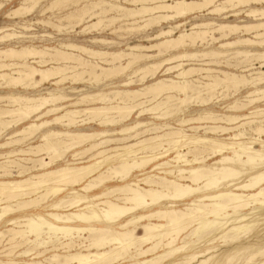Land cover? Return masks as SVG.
Returning a JSON list of instances; mask_svg holds the SVG:
<instances>
[{"label":"bare ground","instance_id":"obj_1","mask_svg":"<svg viewBox=\"0 0 264 264\" xmlns=\"http://www.w3.org/2000/svg\"><path fill=\"white\" fill-rule=\"evenodd\" d=\"M7 1L0 0V9ZM20 1L5 16L24 18L45 0ZM83 1L50 0L45 10L75 7L63 19L77 18L78 24L84 17H95L88 28L124 20L130 21L125 23L130 25L127 30H145L151 24L201 12L222 16L223 20L243 12L255 23L207 21L175 35V30L186 23L175 22L147 38L153 43L117 51L73 44L18 49L5 44L7 47L0 48V89L21 86L33 92L46 83L58 88L67 79L97 84L126 76L118 83L123 90L112 86L106 92L88 94L82 93L85 89L71 88L70 92L77 94L75 98L63 92L0 96V132L21 126L0 148L29 139L39 131L37 145L11 147L0 154V243L9 244L0 250V259L1 255L8 257L0 264H17L2 252L23 241L30 247L19 254L42 258L29 259L25 264H164L167 259H171L168 264H206L204 256L212 248L205 244L215 240H221L224 246L239 245L234 253L246 252L242 264H254L258 259L259 264L264 259V243L244 246L241 241L249 237L252 226L264 221V109L257 106L264 104V0H124L134 8L124 7L117 0H99L78 7ZM104 4L110 9L101 10ZM240 6L247 9L243 11ZM107 11L115 15L106 16ZM8 30L0 28V44L16 36ZM243 33L251 36L243 37ZM237 34L240 36L226 39ZM101 42L105 46L114 43ZM213 43L218 44L216 49L186 50ZM157 57L161 58L155 60ZM88 58L106 66L93 64ZM198 58L215 64L221 59H238L231 67L243 65L239 73L212 69L210 65L200 68L209 79L203 83L193 78L198 68H184L187 59ZM122 60L124 65L120 64ZM160 68H164L163 74L175 72V79L154 78L133 88L147 76L153 78ZM240 88L250 90L243 101L235 98L228 104L229 114L220 117L211 109H202L196 116L175 119L177 128L167 123L170 120L159 124L138 120L145 113L161 119L182 111V106L190 102L205 106L218 93L234 96ZM174 93L179 95L177 99L171 97ZM245 110L247 113L241 114ZM132 114L136 120L124 124ZM44 116L51 118L42 119ZM87 122L102 129L84 132L79 127ZM117 125L119 129L114 128ZM199 129H203L202 135ZM113 142L121 143L110 147ZM173 152L172 162L177 165L162 160ZM66 154L71 160L56 165ZM29 162L31 166H26ZM179 202L182 209L177 208ZM199 243L203 244L194 247ZM40 248L44 250L35 252Z\"/></svg>","mask_w":264,"mask_h":264},{"label":"rangeland","instance_id":"obj_2","mask_svg":"<svg viewBox=\"0 0 264 264\" xmlns=\"http://www.w3.org/2000/svg\"><path fill=\"white\" fill-rule=\"evenodd\" d=\"M49 1L50 0H45V1L41 2L37 6L38 8L37 7L35 8V10H34L35 13H33L34 12L33 11L32 13H30L27 16H25L24 18H22V17L8 18L7 16H5L11 10L16 9L19 6L20 2H21L20 0H11V1L9 0V1H7L5 3V5L3 7H1V9H0V28L1 27H7V28L10 29V30L7 31V33H14L16 36L13 39H11V41L9 40L8 42L4 43V45L3 44H0V48L7 47L8 45L9 46H13L14 45V48H17L18 49V48L24 47V46H35V47L41 48L42 46H47V47H56V46H58L59 47V44H73V45L82 46V47H85V48H88V49H91V50L117 51V50H125L127 46L135 45V44L149 45V44L153 43L154 41H148L147 38H150V37L156 35L162 29L163 30H167L170 26H173L174 24H176L178 22H186V23H185L184 26H182V28L180 27L179 29H176L175 30V35H177L179 33V31L182 30V29H186V30L189 29L192 24L201 23V22H207V21H214L217 24L218 23H221V22H227L228 21L230 23H237L239 25L240 24L255 23V22L251 21L250 19L246 18L244 16V13L243 12H241V14L238 17H236V18L235 17H228L227 19H224V20L222 19V16H219V15H216V14H210V15H207L206 16L205 12H201V13H195V14L189 15L190 17L187 16L186 18H181V19H176V20H173V21L163 22L161 24L159 23L158 25L157 24H151V25L146 26L145 27V30H144V28H140L141 30L140 29H128V30H130V31H128L125 28L127 26L130 27V25H126V24H129L130 21H124V20H122L121 22H120V20H116V21H114V22H112L110 24L107 23V22H102L104 25L101 23L99 26H97L95 28H88L87 26H89V24H91V23H93V22L96 21V18L95 17L90 18L91 21H90L89 18L84 17V19L81 20L83 23L82 22L81 23L79 22L78 24H76L78 22V19L77 18L75 20H74V18H71V20H67L66 21V19H63L65 17V14H67L70 11H72L73 8H75V7L70 6L69 7L70 10H68L67 8L66 9H63V8L62 9H57L56 8L54 10L53 9L52 10L46 9L47 10L46 11L45 8L47 6H49ZM98 1L99 0H85L83 2H80L79 3L80 5L78 4L77 6L78 7H81V6L84 5V3L87 6H91L93 3H96ZM108 2L109 3H116L117 2V3L121 4L124 7L134 8L133 5L131 6V4H129L128 2H126L124 0H117L116 2L113 1V0H108ZM128 5H130V6H128ZM110 7H111L110 5L107 6V4H104V5L101 6V10H109ZM257 7H259V6H257ZM238 8L241 9V10H243V11L247 9V7H243V6H240ZM98 11H100V7H98ZM105 15L106 16L115 15V12L114 11H107V13H105ZM59 21H61V22H59ZM239 22H241V23H239ZM123 23L124 24L126 23V24L124 25ZM137 23L140 24V25H142L143 22H142V20H140V21L138 20ZM58 24L59 25H63V27H61L60 29L56 28V25H58ZM109 25L110 26L112 25V26L110 27ZM119 25H121L120 26L121 29H119ZM29 28H31V29H29ZM56 29H58V31H56ZM59 30H61V32ZM114 30H116V32H114ZM121 30L123 32H121ZM81 31H83V32L80 33ZM67 32H69V33H67ZM133 33H135V34L133 35ZM141 33H142V35H141ZM23 36H25V37H23ZM237 36H240V34L239 35L238 34L237 35H232V36L230 35L226 39L232 40V39L236 38ZM244 36L245 37H250L251 35L244 34L243 37ZM121 37H122V39H121ZM16 38H18V39H16ZM104 40L105 41L114 42L115 44L113 43L111 45H106L105 46L101 42V41H104ZM99 42H100V44H99ZM5 44L7 46H5ZM217 45L218 44L213 43L211 45H208L209 46L208 47L206 45L198 44L196 46V48H192L190 50L186 48V50L193 52V51H197V50H208V48L216 49ZM153 52L152 51H149V53H153ZM82 57L84 58L85 56L82 55ZM159 58H161V57H157V58H155V60L156 59H159ZM88 60L90 62L93 61L92 62L93 64L97 63V65H99V66H106V63H104V62H101L100 63V60H98V59H96V60L91 59L90 60L88 58ZM219 61L221 63L215 64V63H210L209 60L203 59V58H201V59H199V58L198 59H187V61H185V64H187V65L184 68L185 69L190 68V67H193L194 69H197L198 68L195 71L197 74L194 73L193 78L199 79V80H197L199 82L201 81L203 83H206V82L209 81V79L207 77V74L204 71H200V68H205V67H208L210 65L209 67L212 68V69L221 70V71L224 70V72L239 73V67L243 65V64H240L236 68H232L231 65L234 64V61H235L234 59L229 60V61H226L225 60L226 62L224 61V59H221ZM231 61H233V62H231ZM47 64H48L47 66L51 65L50 62L47 63ZM120 64H123L124 65L125 64V60H122V62L120 61ZM33 65L35 66V64H33ZM188 65H190V66H188ZM256 65H258V64H256ZM163 70H164V68L158 69V71L155 72L153 78L147 76L143 80V82L134 83L132 85L133 88H139V87L142 86V84L149 83L151 81V79L153 80L154 78H158V79L174 78L175 72L174 73H170V74H163ZM200 72H203V73H200ZM85 78H87V77H85ZM125 79H126V76L123 75L121 78H117L116 80H114V79H112V80L111 79L110 80L108 79L107 80L106 79L104 81H101V83L99 82L97 84L91 83V82H88V81L79 82V83H73L72 81H70V80L67 79V80L63 81L62 84L59 85L58 88H56L54 85H51L49 83H46V85H43V86L37 88V90L35 89L33 92H32V90H30V89H24L21 86H17L16 88L0 89V96L7 95L8 93L9 94L13 93V94H16V95L38 96V95L47 94L49 92H51V93H60V92H63L64 94H66L68 96H71L72 98H75L77 96V94L71 93L70 92L71 88H82V89H85L82 93H88V94H94V93H97L98 91H105L106 92V91L112 89V86H116L115 88L120 89V90H123V87L119 86L118 83H119V81L125 80ZM64 82H66V83L64 84ZM90 84H91L92 87L89 86ZM132 86H130V87L132 88ZM249 90H250L249 88H242L241 90H239L238 92H236L234 96H232V94H231V95H228V96H225V97L223 95L224 93H221V94L218 93L216 95L217 97L214 96L213 99H211L210 103L208 105H205V106H198V105H196V103H191V102H190V104L189 103H186V104H184L182 106L183 108L181 107L182 109L180 108L182 111L176 112V113L174 112V114H169L168 116H170V117L165 116V117H163L161 119H154L152 114L145 113L138 120H140V121L141 120L142 121H146L148 123H156V124L163 123L165 121L167 122L168 120H170L167 123L171 127L177 128L175 119H177V118H183V117L190 118L191 116H196L197 114L203 112L202 109H209V110L211 109L215 114H217L220 117V116L225 115L226 113L229 114V111L227 112V105L228 104L229 105L232 104L233 101L235 100V98L236 99H239V101H243V99H244L243 97H245L247 95V92ZM16 91H18V92H16ZM20 92H22V93H20ZM24 92H25V94H24ZM178 96L179 95H177V94L174 93V94H172L171 97L172 98L174 97L175 99H177ZM229 96H231V97H229ZM226 97H227V99H226ZM165 98L166 97L163 96V99H165ZM223 98H225V99H223ZM165 100H167V99H165ZM154 104L155 103L151 104L150 106H153ZM263 105H264L263 102L257 103V106L258 107L264 109V106ZM185 106H186V108H185ZM210 106H212V107H210ZM183 110H185V111H183ZM171 111L172 110H169L168 112H171ZM246 113H247L246 110L241 112V114H246ZM50 118H51V116H48V117L44 116V117H42V119H50ZM134 120H136L135 119V114H132L131 117L128 120L124 121L123 123L124 124H127V123L130 124ZM25 122L26 123L30 122V119L27 120V121H25ZM25 122H24V124H26ZM217 124H221V123H217ZM205 125L208 126V125H212V124L211 123L210 124L207 123ZM222 125H223V123H222ZM53 126H54L53 128H55L57 130H62V127L59 126V125H53ZM127 126H129V125H127ZM20 127L21 126H18L16 128L15 127H11L9 129H7V131L6 130L1 131L0 132L1 133L0 134V144L1 143H4L6 141H10V140H7L9 138V136H11L12 133L15 132L16 130H18ZM79 128L82 131H84V132L85 131L91 132V131H97V130H101L102 129L101 127L98 128V125H96V123H91V122L90 123L87 122V124L82 125ZM114 128L115 129H119V126L117 125ZM114 128H109V129H114ZM199 130L197 131L198 134L202 135L203 134V129H199ZM38 132L39 131L34 132L33 136L31 135V137H29L30 140L29 139H26V140L20 141L19 143H15L16 145L14 144V145L8 146L9 148L8 147L0 148V154L4 153L6 151H9L12 148L19 149V148H22L23 147V149H27L29 146L37 145L39 143V138H38L39 137V133ZM187 132L190 133V131H187ZM18 138H22V136H19ZM111 138L113 139V138H121V137L120 136H113ZM262 139H264V136L262 137ZM130 141H134V139H130ZM118 143H121V142H113V143L110 144V147L115 146ZM27 144H29V145H27ZM85 156L86 155H84L83 157H85ZM174 156H175V152L171 153L169 157L163 158L162 160L163 161H167L168 163H171V165H177V163H173L172 162ZM39 157H45V155H41ZM69 159L71 160L70 154H66L64 156L62 162H61V160H59V162H56L57 163L56 165H61L62 163L64 164V162H65L64 160H69ZM169 159L171 161H169ZM214 160H215L214 158L213 159H209L207 164L211 163ZM180 165L181 164H179V166ZM26 166H31V163L29 162ZM12 170H15V168L14 169L12 168ZM148 171H149V168L146 169L143 173L148 172ZM152 173H155V171L152 172ZM14 174L15 173L12 172V175H14ZM114 184H116V183H114ZM109 185H113L112 182H109ZM176 205H178L177 206L178 209H182L184 207V206L181 205L180 202L178 204H176ZM183 236H184V234L181 236V238ZM247 236H249L247 239H244V240L241 241L242 242V245H244V246L245 245H248V244H251V245L256 244V245H258L259 243H264V221L263 220H260V221H258L256 223V225L252 226L251 231H250L249 235H247ZM180 239L177 241L178 243H180V241H181ZM1 243H0V250H2L3 248L9 247V244L6 241H3ZM18 243L16 244L17 246H14V247L8 249V252H7V250H6V252H2V254H7L9 256L11 255L10 257L13 258V259H15V261H17V264L18 263L19 264L28 263V260L29 259H33L35 261H36V259H38L39 261L42 260V258H40V257L38 258V257H35V256L32 257L31 255L30 256H26V255L19 254L21 251L29 248L30 246L28 245V243H26L24 241L21 242V243L20 242H18ZM202 244L203 243L196 244V245H194V247H199ZM207 244H208V246L206 248H212V250H210L209 253L204 256V259H207L206 264H242V260H243L242 258H243V256L246 255V252H243V251H238L239 253L238 252L237 253H234L236 251V248L235 247H238L239 245H234L233 247H231V246H224V244L222 243L221 240H215V241H212V242H208L205 245H207ZM48 247L49 248H47V249H50L51 248L50 246H48ZM43 250L44 249L40 248V250L38 249L35 252H37V251H43ZM159 251H160V249H159ZM46 253L47 252H45L44 254H46ZM19 256H20V258H19ZM46 256H48V255L46 254ZM232 256H234V257L230 261L226 262L227 258L232 257ZM7 258L8 257H3L2 258V255H1V259L0 260H6ZM260 259H262V258H260ZM200 260L201 259H199V261ZM169 261H171V259H167L164 262V264H168ZM258 261H259V259L257 261H255V262H253V263L256 264ZM263 263H264V259L263 260H260L259 264H263ZM193 264H196V263H193ZM249 264H252V262L249 263Z\"/></svg>","mask_w":264,"mask_h":264}]
</instances>
